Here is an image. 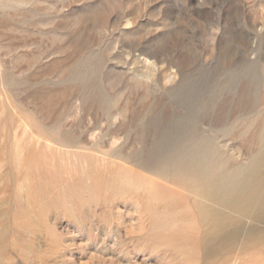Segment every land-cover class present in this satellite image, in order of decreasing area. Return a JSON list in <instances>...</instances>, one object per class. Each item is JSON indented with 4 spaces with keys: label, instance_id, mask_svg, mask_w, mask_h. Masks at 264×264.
<instances>
[{
    "label": "rangeland",
    "instance_id": "1",
    "mask_svg": "<svg viewBox=\"0 0 264 264\" xmlns=\"http://www.w3.org/2000/svg\"><path fill=\"white\" fill-rule=\"evenodd\" d=\"M263 210L264 0H0V264H264Z\"/></svg>",
    "mask_w": 264,
    "mask_h": 264
},
{
    "label": "bare ground",
    "instance_id": "2",
    "mask_svg": "<svg viewBox=\"0 0 264 264\" xmlns=\"http://www.w3.org/2000/svg\"><path fill=\"white\" fill-rule=\"evenodd\" d=\"M238 196V195H237ZM244 196V195H243ZM230 197V196H229ZM236 197V196H235ZM263 209V208H262ZM264 211V210H263ZM264 213V212H263Z\"/></svg>",
    "mask_w": 264,
    "mask_h": 264
}]
</instances>
